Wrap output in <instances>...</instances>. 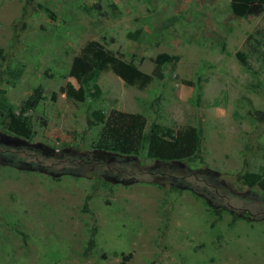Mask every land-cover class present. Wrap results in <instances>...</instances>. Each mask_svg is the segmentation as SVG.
<instances>
[{
	"label": "rangeland",
	"instance_id": "374dc122",
	"mask_svg": "<svg viewBox=\"0 0 264 264\" xmlns=\"http://www.w3.org/2000/svg\"><path fill=\"white\" fill-rule=\"evenodd\" d=\"M229 3L0 0V264H264V194L243 183L264 172V60L244 47L251 35L264 52V18ZM90 41L161 79L139 90L105 71L98 99H68ZM160 53L179 60L157 67ZM95 110L105 119L91 125ZM21 111L30 139L7 128ZM139 117L146 136L152 123L201 129V151H127Z\"/></svg>",
	"mask_w": 264,
	"mask_h": 264
},
{
	"label": "trees",
	"instance_id": "16d2710c",
	"mask_svg": "<svg viewBox=\"0 0 264 264\" xmlns=\"http://www.w3.org/2000/svg\"><path fill=\"white\" fill-rule=\"evenodd\" d=\"M229 7L231 12L240 18L258 17L264 18V0H230ZM253 40L252 51L259 54L264 60V52L260 49V41L253 39L251 35L244 42L246 47L249 41ZM236 58L243 66L251 69L246 60V54L239 50L235 54ZM136 56L131 54L129 59L123 53H113L107 51L100 43L96 41L88 42L81 50L80 54H73L69 76L75 80L78 87L75 88L71 83H66L64 92L68 99L77 102H84L86 99L96 100L99 98L100 89L97 85L99 74L105 71H111L126 84L139 90L145 89L154 79H161V75L154 72L151 75L142 73L135 63ZM4 59L2 49H0V60ZM179 57L160 53L156 55L154 63L157 67L170 65L174 67ZM17 76V75H16ZM18 77V76H17ZM183 85L191 86L189 81H182ZM91 89V90H90ZM41 88H36L28 98L26 108H34L42 100ZM260 115L259 113H256ZM89 122L91 125L103 123L105 115L101 110H95L90 113ZM134 129L127 137V142L123 144L129 152L144 150L147 158L160 161H183L196 157L201 151L202 130L194 127H187L174 130L156 123L149 126L148 135L142 133L144 120L142 117L136 121ZM7 128L16 135L30 139L32 129L27 117L20 114L7 121ZM243 183L247 186H257L264 194V172L261 175L246 174L243 176ZM85 212L86 204L84 206ZM93 218V217H92ZM96 227L93 225L91 238L88 241L87 249L91 250L94 246L93 233Z\"/></svg>",
	"mask_w": 264,
	"mask_h": 264
}]
</instances>
